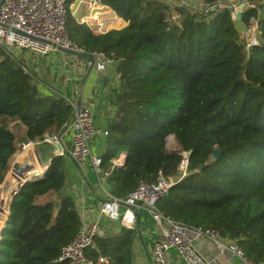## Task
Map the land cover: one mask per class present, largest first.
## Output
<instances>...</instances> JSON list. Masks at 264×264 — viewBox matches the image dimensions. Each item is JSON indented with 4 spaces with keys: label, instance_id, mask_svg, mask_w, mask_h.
I'll use <instances>...</instances> for the list:
<instances>
[{
    "label": "trees",
    "instance_id": "trees-1",
    "mask_svg": "<svg viewBox=\"0 0 264 264\" xmlns=\"http://www.w3.org/2000/svg\"><path fill=\"white\" fill-rule=\"evenodd\" d=\"M99 1L122 27L96 32L68 12L66 30L85 55L112 58L119 74L116 111L99 155L110 193L124 198L153 182L158 171L174 175L181 154L167 148L171 135L180 151H190L188 173L157 199L158 212L235 241L249 259L264 262V5L244 6L239 19L231 16V0L207 12L176 7L180 25L158 0ZM252 21L258 41L247 47L239 24ZM55 96L42 95L33 77L0 49V120L17 119L28 141L58 136L71 107ZM16 150L15 132L0 121V182ZM121 154L126 164L114 166L111 160ZM64 162L52 155L46 172L26 179L13 195L0 231V264H68L55 259L82 221L72 197L59 195ZM8 177L23 181L14 171ZM8 199L6 193L0 226ZM134 235L123 227L96 234L85 255L93 262L102 257L100 264H133Z\"/></svg>",
    "mask_w": 264,
    "mask_h": 264
},
{
    "label": "built area",
    "instance_id": "built-area-1",
    "mask_svg": "<svg viewBox=\"0 0 264 264\" xmlns=\"http://www.w3.org/2000/svg\"><path fill=\"white\" fill-rule=\"evenodd\" d=\"M73 1L0 0V49L12 59H16L18 50H27L39 54H48L49 51L54 50H71L80 55L85 54L83 49L71 42L66 30V19L68 12L72 14L70 7ZM171 1L174 3V8L182 7L192 10V12L214 11L216 7L221 5L220 1L216 5L205 4L203 0H198L199 5L192 3L193 0ZM80 3L84 5L88 18L94 26L90 27L86 24L91 30L103 32L102 29L105 27L102 26L96 7L103 10L108 7L102 5L99 0H81ZM230 6L232 7V18L237 19L234 4ZM174 12L179 20L180 15L176 11ZM113 15L117 17L114 13ZM171 16L172 13L169 19H174ZM79 23L85 24L84 22ZM239 26L244 31L252 28L250 25L246 26L241 23ZM254 26L257 32V26ZM257 41L256 39L243 43L248 47L251 44H256ZM88 56V62L98 72H106L115 63L112 58L102 53H93ZM25 71L27 72V70ZM66 103L71 107V116L67 125L71 129L70 149L65 151L61 145H58V148H52V155H68L79 167H84L90 163L97 173L102 172L100 158L99 156H91L89 145L90 139L97 134H102V130L94 125L89 108L79 105L71 99H68ZM48 139H52L51 142H57L58 136L50 135L47 139L45 138V140ZM33 143L34 141L28 140L21 143V150H25ZM180 154L181 163L174 175L164 176L161 171H158L153 182L139 184L124 198H117L112 194L107 195L105 200L99 202L97 214L91 220L82 222L71 242L61 248L55 261H67L68 264H100L104 261L102 257H98V260L93 262L85 255V250L91 246L93 237L99 232L100 218L105 216L119 221L120 226L129 229L133 228L135 223V210L141 208L149 212L159 228L156 240L149 248L150 264H169L168 255L171 249L175 250L176 257L183 264H264V262L256 263L249 259L235 241H222L213 231L206 230L203 232L168 217L165 218L158 212L156 208L157 199L166 194L172 185L180 182L188 173L185 164V162L188 163L187 152ZM43 171L36 173L35 176L42 175ZM204 237L210 238L216 244L217 254L213 257H204L196 247L198 241Z\"/></svg>",
    "mask_w": 264,
    "mask_h": 264
},
{
    "label": "crops",
    "instance_id": "crops-1",
    "mask_svg": "<svg viewBox=\"0 0 264 264\" xmlns=\"http://www.w3.org/2000/svg\"><path fill=\"white\" fill-rule=\"evenodd\" d=\"M80 1H73L70 7V11H72L71 15L78 23L84 22L90 27L94 26L93 22L88 18L84 5ZM96 11L100 15L103 27L108 23L115 22L116 24L124 25L123 20L115 17L112 13L113 11L109 8L103 10L100 7H96ZM108 28L109 26H106L102 29L103 32ZM15 60L33 77L42 95L46 96L51 93L57 95L55 97L63 98L65 102L71 99L77 104L90 109L94 125L99 127L103 132L90 139L91 156L101 155L106 149L105 130L107 123L116 111L114 101L116 99L115 91L119 88V74L115 68L109 67L106 72H98L88 62V58L85 59L62 50L49 51L48 54L18 50ZM14 121L19 128V133L23 136L22 143L27 141L25 139L26 128L17 119ZM70 135L71 129L67 127L58 135V141L52 142L51 146L58 148V145H61L65 151H68L70 149ZM32 145L25 150H21L17 155V171L22 176L25 174V177L35 176L36 173L43 171V168H46L52 156L51 151V156L48 157V160L44 159L45 162L42 164L43 157L41 158V154ZM123 155L121 154L118 158L111 160L114 166H120ZM64 157L65 185L59 195L72 197L80 221L91 220L98 212L99 202L105 200L107 195L111 194L109 184L105 180L106 173H97L90 163L84 167H79L73 158L68 155ZM134 220L135 223L133 228H131L135 231L131 259L133 264H150L149 248L156 240L155 238L159 230L158 225L152 219L149 212L141 208L135 210ZM121 227L119 221L102 216L100 218L98 234L104 233L108 235ZM209 239L204 237L198 241V247L196 244L198 251L208 258L217 254L216 244L215 249L210 250ZM168 258L169 264H183L176 257L174 249L169 251Z\"/></svg>",
    "mask_w": 264,
    "mask_h": 264
},
{
    "label": "rangeland",
    "instance_id": "rangeland-1",
    "mask_svg": "<svg viewBox=\"0 0 264 264\" xmlns=\"http://www.w3.org/2000/svg\"><path fill=\"white\" fill-rule=\"evenodd\" d=\"M161 3H165L167 5V9H168V14L172 13V20H175L176 22H178L180 25V20H178V16L176 15V13L174 12L175 9H174V3H172L171 0H160ZM221 3H227L228 1L226 0H221L220 1ZM229 5L227 6H230L231 4H234L235 8L236 6L238 5V3L240 2H245V5L244 6H256V7H259L260 5H264V0H231L229 1ZM232 2V3H231ZM192 3L194 4H197L199 5V1L198 0H193ZM176 8V7H175ZM186 10V9H184ZM190 11V13H193L192 10H188ZM255 23L252 21V23L250 24V26H252V28L250 30H242L241 28V40L245 43V42H249L251 40H256L257 39V32H256V28H255ZM106 26H109V28H118L122 25H119V24H116L115 23H108ZM105 26V27H106ZM104 28V27H103ZM15 119H11V118H7V117H2L1 118V123L6 125L7 127H9L11 130H13L15 132V135H16V146H17V150L16 152L13 154L10 162H9V168L8 170L6 171L5 175H4V179H3V182L0 184V218L2 217V214L5 210V204L1 203V201L3 200L4 198V195L8 192V189L10 187V183H11V179L10 177H8V175H10V172H15V170L17 171L18 169V166H17V155L19 152H21V143H22V140H23V136L22 134L19 133V128L16 126V122L14 121ZM46 139L48 137H45ZM45 138L41 141H34V144L32 146L35 147V149H37L38 153L41 154V158L43 157L42 159V164L45 162V160L47 159L48 160V157L51 156V151H52V142L51 140L52 139H48V140H45ZM50 141V142H49ZM166 143H167V148L170 150V151H178L180 152V149L177 145V143H175V140L173 138V136H167L166 137ZM50 151V153H49ZM182 153V152H180ZM45 159V160H44ZM186 166H187V162H185ZM184 164V165H185ZM48 166V165H47ZM183 166V165H182ZM188 171V169L186 168V172ZM210 242V250H213L215 249V243L214 241L212 240H208ZM197 247H198V244H197Z\"/></svg>",
    "mask_w": 264,
    "mask_h": 264
},
{
    "label": "water",
    "instance_id": "water-1",
    "mask_svg": "<svg viewBox=\"0 0 264 264\" xmlns=\"http://www.w3.org/2000/svg\"><path fill=\"white\" fill-rule=\"evenodd\" d=\"M244 5H245V2H240V3H238V5L236 6V8H235V12H236V17H237V19H239V18L241 17V11H242V9L244 8ZM63 51L69 52L70 54L77 55V56H80V57H83V58H87V57H89L88 55H85V54L80 55V54H78V53H76V52H74V51H71V50H63ZM173 151H174V150H173ZM174 152H178V151H174ZM189 154H190V151H187V155H189ZM212 156H213V158H217V157L219 156V150H218V149H215V150L212 152ZM126 158H127V155L124 154L120 166H124V165L126 164V163H125V162H126ZM47 167H48V166H46V168L44 169L42 175L46 172ZM15 173H16L18 176H22V174H21L19 171H16V170H15ZM33 177H36V176L25 177V174H23V181L19 182L18 184H14V183H12V181H11V183H10V187H9V189H8V192H7V193H9V199L7 200V203H6V204H7V208H6L5 216H4L3 220H2V225L0 226V231H1L2 227H3L4 224H5L4 221H5L6 216L8 215L9 208H10V201H11L13 195L18 191V189L20 188L21 184H22L26 179H32ZM3 179H4V178H3ZM3 179L1 180L0 184L3 182ZM0 186H1V185H0Z\"/></svg>",
    "mask_w": 264,
    "mask_h": 264
},
{
    "label": "bare ground",
    "instance_id": "bare-ground-1",
    "mask_svg": "<svg viewBox=\"0 0 264 264\" xmlns=\"http://www.w3.org/2000/svg\"><path fill=\"white\" fill-rule=\"evenodd\" d=\"M19 177H22V176H19ZM2 202V201H1Z\"/></svg>",
    "mask_w": 264,
    "mask_h": 264
}]
</instances>
